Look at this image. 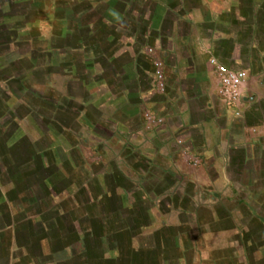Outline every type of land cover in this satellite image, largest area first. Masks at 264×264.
I'll use <instances>...</instances> for the list:
<instances>
[{
    "label": "crops",
    "instance_id": "obj_1",
    "mask_svg": "<svg viewBox=\"0 0 264 264\" xmlns=\"http://www.w3.org/2000/svg\"><path fill=\"white\" fill-rule=\"evenodd\" d=\"M86 2L69 8V24L67 17L58 16L60 34L70 29V38L78 36V44L84 43L86 59L98 58V65L90 69L100 77L101 105L108 109L107 119L119 125L126 152L142 163L141 168L138 162L130 167L134 179L123 178L119 185L124 187L123 202L135 218L159 220L150 230V245L129 238L121 257L113 254L100 264H223V248L203 238L228 229L217 225L224 216L223 202H236L227 218L238 220L243 215L264 221V215L257 216L249 206V196H242L244 186L232 194L219 193L229 183L226 172L231 169L254 171L257 162L264 179V0ZM81 8L89 15L75 17L83 12ZM212 56L247 72L243 121L252 150L246 156L237 145H228L229 106L217 95L216 74L209 64ZM156 58L164 66L163 95L155 89ZM145 112L163 123L148 124ZM240 123H235L237 132ZM261 153L263 158H257ZM194 156L200 158L197 165L191 162ZM247 177L252 194L254 175L252 181ZM259 195L264 196V186ZM146 203V213L139 216L138 206ZM188 220L193 224L188 226ZM232 228L248 249L249 238L244 236L248 230ZM225 263L244 264L234 258Z\"/></svg>",
    "mask_w": 264,
    "mask_h": 264
},
{
    "label": "rangeland",
    "instance_id": "obj_2",
    "mask_svg": "<svg viewBox=\"0 0 264 264\" xmlns=\"http://www.w3.org/2000/svg\"><path fill=\"white\" fill-rule=\"evenodd\" d=\"M77 2L0 0V204L8 202L11 219L5 209L0 212V264H100L113 254L121 257L129 238L150 245V230L159 222L156 216L135 218L123 202L124 187L119 185L123 178L134 179L130 167L139 163L141 168L142 163L126 152L119 125L107 119L108 109L101 105L100 77L90 69L98 65V58L86 59L84 43L78 44L75 33L71 39L70 29L60 34L58 16L67 17L69 24V8L87 5L86 0ZM82 10L75 17L88 14ZM245 112L246 102L238 116L226 106L227 143L237 145L244 156L252 150ZM236 121H241V132ZM257 158H263L262 153ZM32 163L40 164L41 170ZM256 168L227 171L231 187L227 184L219 193L232 194L244 186L242 196H249V206L263 216L264 196L259 194L264 179ZM18 171L25 172L23 178L16 176ZM248 174L255 179L253 195ZM235 203L223 202L224 216L218 220L217 225L228 231L203 238L223 248V264L232 258L264 264V221L243 215L227 218ZM146 205L138 206L139 216L146 213ZM233 226L248 230L244 236L249 250ZM21 233L28 253L12 245ZM62 237L67 239L62 242Z\"/></svg>",
    "mask_w": 264,
    "mask_h": 264
},
{
    "label": "built area",
    "instance_id": "obj_3",
    "mask_svg": "<svg viewBox=\"0 0 264 264\" xmlns=\"http://www.w3.org/2000/svg\"><path fill=\"white\" fill-rule=\"evenodd\" d=\"M153 64L156 79L155 89L158 93H163L166 87L163 62L156 58ZM209 64L214 68L216 74L217 95L232 108L236 116L240 115V109L243 104L242 88L247 78V72L244 69L228 67L215 56L209 58ZM144 119L148 124L152 125H160L163 123L162 118L150 112L144 113ZM177 143L180 144L181 140H177ZM191 162L197 165L200 163V158L194 156L191 158Z\"/></svg>",
    "mask_w": 264,
    "mask_h": 264
},
{
    "label": "trees",
    "instance_id": "obj_4",
    "mask_svg": "<svg viewBox=\"0 0 264 264\" xmlns=\"http://www.w3.org/2000/svg\"><path fill=\"white\" fill-rule=\"evenodd\" d=\"M39 163V162H38ZM40 164H42V162H40ZM40 164H34V163H32V165L33 166H35V167H38V170L40 169ZM41 170V169H40ZM24 173L25 172H17V174H16V176L18 175V176H21V178H23V176H24ZM12 175H14L15 176V174H12L11 173V175L10 176H12ZM7 197L9 198L8 200H10V198H11V194H10V191L8 192L7 191ZM11 201V200H10ZM7 201H4V200H2V202H1V204H0V212L1 211H3V209H5L4 211L6 212L5 214H6V217H7V219H10V216H9V212H8V206H7ZM42 208V207H41ZM45 210H46V208H45ZM10 221H11V219H10ZM9 225H11V222H10V224ZM67 238H61L60 239V241H62V242H64L65 240H66ZM41 240H43L42 238H41ZM41 240L39 239H37V242L39 241V243H41ZM25 241H26V238L24 237V235H23V233H21V234H17L16 235V237H15V242H13V247L15 246V249L17 248V249H19L20 251H21V253H26L27 252V244H25ZM28 253V252H27Z\"/></svg>",
    "mask_w": 264,
    "mask_h": 264
}]
</instances>
